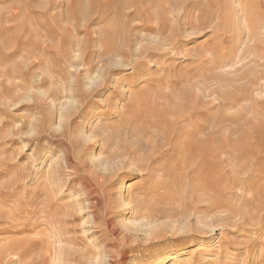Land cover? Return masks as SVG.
<instances>
[{
  "label": "rangeland",
  "instance_id": "obj_1",
  "mask_svg": "<svg viewBox=\"0 0 264 264\" xmlns=\"http://www.w3.org/2000/svg\"><path fill=\"white\" fill-rule=\"evenodd\" d=\"M12 1L0 0V263L264 264V21L210 15L206 0H102L109 10L101 20L82 0L95 16L86 23L73 17L76 0H34L44 13L31 16L51 36L55 22L77 25L70 34L80 65L72 59L58 71L40 46L23 39L13 47V16L32 3L13 9ZM154 14L183 36L172 53L104 60L77 45L89 41V28L93 38L126 24L135 51L151 40L166 49L168 34L143 24ZM195 17L200 28L190 27ZM166 105L183 118L162 119L174 131L164 143L147 108ZM194 137L203 145L188 148L185 160L184 143ZM183 166L188 182L211 171L218 190L214 204L194 202L192 215L175 217L160 212L168 207L159 198ZM189 233L192 241L172 244Z\"/></svg>",
  "mask_w": 264,
  "mask_h": 264
},
{
  "label": "bare ground",
  "instance_id": "obj_2",
  "mask_svg": "<svg viewBox=\"0 0 264 264\" xmlns=\"http://www.w3.org/2000/svg\"><path fill=\"white\" fill-rule=\"evenodd\" d=\"M28 1H31L28 3H32V6L30 9H27V10H24V7H22V5H20L18 0H13L12 1L13 4L10 6V8L14 9L15 7L20 5L19 8H21L20 10L18 9V13H16V15L13 16L14 19L12 20V22L14 24H16L17 22H19L18 24H20L19 31L14 36V41H13V44L16 43V46H13V45L12 46L14 48H16L17 42H19V40H23V39L28 40L29 44L31 46L32 45L40 46L42 48V50L46 51L47 53L48 52H49V54L52 53L53 56L49 58L48 68H51V69L55 68V70L57 69L58 71L63 70V69L66 70V68L69 69L71 67V66H69V64L71 63V61L73 59L72 57L77 52L74 49H77V47H78L77 46L75 48V46H74L76 44V40L73 37V34L72 33L70 34V28L73 26L71 31L76 30L77 25H73L74 23L71 21H68L65 26H61L62 24L60 25L59 23H56V22L53 23L52 22L54 25L55 31L58 30V33L54 34V36L53 35L51 36L50 32L52 31V28H50V29L42 28V24H39L37 21H34L32 16H31L32 14L35 16L43 14L44 9L39 7L40 5L38 3H36L34 0H28ZM230 1H231L230 3H232V6L227 4L228 0H206L205 2H206L207 9H209L210 15L213 14L214 10L218 11L219 13L223 12L224 14L226 13L225 11H228L227 13H233V14L240 12V14L244 17V20L246 22H249L250 25H252V26H256L259 23H262L264 21V0H230ZM234 2L237 3L238 6L233 5V4H235ZM81 4H82V0H76L75 1L74 5H73V11H72L73 17L76 19L84 20L86 23H87V21H89V23H90V21L93 20L95 18V16H93V14H90V13L89 14L84 13L81 10V7H80ZM204 6H205V4H204ZM237 8L239 9V11ZM207 9L205 10V11H207L206 13H208ZM89 10L90 11L91 10H93V11L99 10V14L97 13L96 17L102 20L108 14L109 5H103L102 0H89ZM227 13H226V15H227ZM164 17L165 16L161 17V16L154 14L151 17L149 16L148 18H145V20H142V21H143V24L149 30H151V31L156 30L155 35H157L158 33L168 34V36H166V38H164L165 43H166L165 45H167L166 49L161 48L159 46L157 48V45H158L157 43H159L160 40L155 41V42H153L152 40L151 41H144L143 40L144 42L142 43V46H145V47H142V49L139 51H135L134 48H132V47H133V45H135V37L137 38V35H135V34L133 35V33H132L133 37H131L130 36V32H131L130 28L126 24L119 25L121 23V21L118 22V25H119V26H117L118 28L113 29L112 26L107 25L104 28V30L96 31V37L94 36L93 37L94 39L91 38L90 35H91V33L95 32V31H92L93 29L91 30V28H89V41L85 39L86 38V36H85V38H83L79 42H77V45H80L81 48H79V49H81V51H83L85 53L86 52L89 53V55H88L89 58L98 57V58H103L104 60H108V59H111L114 57H119V56H121V58H125L122 56H129L131 54H134L135 56L136 55L138 56L139 54H146L147 55L148 52L150 54H153V55L154 54H164L165 55L166 53H172L173 49L175 47L177 49V45L182 43L184 40H182L183 39V36H181L182 34L180 35V33L178 32L179 30H178L177 25L171 24V23L167 24L168 20H167V18L165 19ZM197 18L195 20L193 19L194 21H197V23H193V21H191V23H190V24H192L190 26L191 28H194V27L200 28L202 26L201 21ZM203 18H205V17H203ZM166 20H167V22H166ZM15 21H17V22L15 23ZM177 23H178V19H177ZM84 25L82 24V26H84ZM3 29H4V27H3ZM101 29H103V28H101ZM245 37H246V35H245ZM84 42H86V44H87V42H89L88 43L89 46L82 45ZM137 44H138V42H137ZM151 45L154 46V48L153 47L147 48V46H151ZM32 47L30 48L31 51L34 50V49L32 50ZM73 47H74V49H73ZM150 49H152V50H150ZM136 50H137V47H136ZM26 51L27 50H25V52ZM37 52H39V51L37 50ZM79 53H78V55H79ZM37 54L39 55V53H37ZM184 54H189V53H184ZM82 56L81 57L84 58V55H82ZM87 57L85 56L84 60ZM73 61H76V60L73 59ZM76 62H77V64L80 65L79 60ZM85 62H86V64L88 63L87 60ZM44 64H47V63H43V65ZM90 64H91V62H90ZM90 64H88V65H90ZM137 64H139V63H137ZM75 65H76V63H75ZM105 67H106V69H104V70H105V74H106V70L109 67L107 65V63L105 65ZM89 68H90V66H89ZM162 68H160V69H162ZM169 68L170 67H168V69ZM75 69H76V67H75ZM145 70H147V67L145 68ZM144 108H147V107H144ZM171 108L169 111H165V110L169 109V107L167 105L166 106H159L158 109L157 108L155 109V108L150 107V106L147 108V112H152L154 114L153 118H154V120H156V121L150 122L149 124H151V125L154 124V126H156L157 132H156L155 136L160 137V139H162V141H164V143L170 142L169 137L172 136V134H173L172 132H174V131L162 119H164V117H166V116L175 117L177 119H181L179 117L183 118V116L178 115L179 113L182 112L180 108L174 107L175 108L174 110H172ZM188 108L190 109L189 106H188ZM167 112H169V113H167ZM151 127H153V126H151ZM153 131H155V129ZM153 131H152V133H153ZM145 132H147V131H145ZM174 137L176 138L177 136H174ZM195 137L193 139H191L189 142L184 143L183 148H184V152H185L184 153V159L185 160L188 159V155H187L188 154L187 153L188 148L194 147V149L201 150V147L203 145L201 142V139H200V137H197V138H195ZM202 140H203V138H202ZM179 169H180V172H178L177 175H175V173H174V175H171V177H170V180H172V182L175 184V186H174L175 188L172 185H171V187H168V188L166 187L165 194L162 195L163 197L159 198L168 207L167 209L163 207V209L160 212H163L164 214L170 213V214H173L175 217H177V216L181 217L184 214L186 215L188 213H191L190 210L188 209V207H190L192 205L194 207V206H196L195 204H202V203L214 204L215 203L213 200L214 199L213 195H214L215 191L217 192L218 188L216 186H214L213 180L210 179V177L212 176V175H210V174H212L211 171L208 172L207 174L203 175V176H202V173H200L199 178H197L196 182H193V181L188 182V180H187L188 179L187 176L189 175L187 173L188 170H186V168L184 166L180 167ZM54 171L57 172V169H54ZM51 175L52 174L50 173V177H51ZM52 177H53V175H52ZM179 181H180V183H179ZM164 186H166V184ZM241 190H242V188H241ZM174 196L179 197V200H178L179 205H177L174 202V199L172 198ZM47 198L49 199L48 202L50 203V201H51L50 198L49 197H47ZM162 201H159V202H162ZM194 202H195V204H194ZM156 204L158 205V203H156ZM219 205H220V203H219ZM227 205H228V203H227ZM45 206L43 207L42 211H45L44 210L46 208ZM219 208H221V206ZM197 211L198 210H195V212H197ZM234 211H235V209H234ZM234 211H232V212H234ZM151 212H154V211H151ZM192 213H191V215H192ZM52 214H53V212H52ZM191 215H189V216H191ZM54 216H52V217L54 218ZM167 216L169 217V215H167ZM53 223H54V221H53ZM13 227L15 230H19V231L27 229L26 224L22 225V226L15 224ZM190 227H192V225ZM181 228H183V227H181ZM7 230H9V228H7ZM178 230H180V229H178ZM191 230H192V228H188L187 230L184 229L183 232L181 231V233L185 234L184 231L190 232ZM198 230L200 233L202 232L200 229H198ZM158 234H160V233H158ZM170 235H172V234H170ZM195 237H196V234H192V233L190 234L189 233L187 235V237H185V238H183V237L172 238L173 240L171 242H172V244H177L179 242H180L179 244H182V243H185L186 241H189V242L192 241V239H194ZM197 237H199V236H197ZM179 244H177V245H179ZM7 249H12V248L8 247ZM12 250L14 251V249H12ZM21 252H23L22 249L19 251H15V252H11V251L7 250L6 253H8V254L17 253L18 256H21ZM107 258H109V257H107ZM2 259H3V257H2ZM2 261H1V263H2Z\"/></svg>",
  "mask_w": 264,
  "mask_h": 264
}]
</instances>
